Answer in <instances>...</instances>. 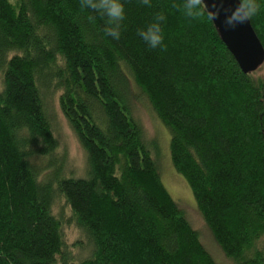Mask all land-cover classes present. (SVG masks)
<instances>
[{
  "label": "trees",
  "instance_id": "trees-1",
  "mask_svg": "<svg viewBox=\"0 0 264 264\" xmlns=\"http://www.w3.org/2000/svg\"><path fill=\"white\" fill-rule=\"evenodd\" d=\"M181 2L122 0L114 40L79 0H0V264H217L161 183L129 80L167 129L170 163L220 251L264 264V60L243 73L212 22L171 7ZM259 3L249 22L264 50ZM157 12L166 50L137 33ZM44 87L85 153L84 176L55 186L36 161L54 146ZM54 190L88 241L82 259L66 251Z\"/></svg>",
  "mask_w": 264,
  "mask_h": 264
},
{
  "label": "rangeland",
  "instance_id": "rangeland-1",
  "mask_svg": "<svg viewBox=\"0 0 264 264\" xmlns=\"http://www.w3.org/2000/svg\"><path fill=\"white\" fill-rule=\"evenodd\" d=\"M256 71L258 75L260 74L264 77V63H261ZM128 92L129 100L127 105L130 115L139 124L143 140L149 145L153 153L164 188L177 203L188 224L196 231L202 246L213 260L217 264H233L229 258L223 255L214 242L195 206L189 187L183 178L174 171L170 163L168 154L169 134L167 129L159 121L147 98L132 80L128 81ZM42 98L49 128L54 139V146L49 156L36 158V161L41 165L43 164V168L48 165V168H45L54 186L58 178L83 177L86 163L85 153L60 111L57 90L44 87L42 89ZM51 209L62 222L66 251L70 252L74 259L84 258V255L87 254L86 242L88 241L81 230L74 224L70 210L56 190H54ZM83 237L85 239H82ZM255 247L264 252V237H261L256 242Z\"/></svg>",
  "mask_w": 264,
  "mask_h": 264
},
{
  "label": "clouds",
  "instance_id": "clouds-1",
  "mask_svg": "<svg viewBox=\"0 0 264 264\" xmlns=\"http://www.w3.org/2000/svg\"><path fill=\"white\" fill-rule=\"evenodd\" d=\"M142 5L151 7V0H140ZM226 0H182L181 3H172L171 7L180 11L189 21H214L224 13L223 24L226 29H235L236 26L249 22L261 10L259 0H236L234 7H225ZM80 9L89 10L87 20L95 24L97 15L105 20L102 32L114 40L121 38L122 22L125 19V8L122 0H79ZM162 12H157L146 28L138 29L139 37L150 49L166 50L161 28L165 20Z\"/></svg>",
  "mask_w": 264,
  "mask_h": 264
},
{
  "label": "water",
  "instance_id": "water-1",
  "mask_svg": "<svg viewBox=\"0 0 264 264\" xmlns=\"http://www.w3.org/2000/svg\"><path fill=\"white\" fill-rule=\"evenodd\" d=\"M235 3L236 0H226L225 7H234ZM223 20L222 12L220 18L212 23L221 42L232 55L239 69L243 73H250L264 60V50L259 39L250 22L238 25L235 29H226Z\"/></svg>",
  "mask_w": 264,
  "mask_h": 264
}]
</instances>
